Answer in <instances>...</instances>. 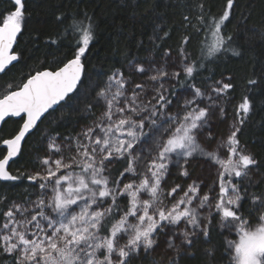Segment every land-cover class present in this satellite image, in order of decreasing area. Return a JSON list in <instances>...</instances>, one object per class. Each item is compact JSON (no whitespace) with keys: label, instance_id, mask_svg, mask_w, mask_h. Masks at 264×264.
Returning a JSON list of instances; mask_svg holds the SVG:
<instances>
[{"label":"snow or ice","instance_id":"obj_1","mask_svg":"<svg viewBox=\"0 0 264 264\" xmlns=\"http://www.w3.org/2000/svg\"><path fill=\"white\" fill-rule=\"evenodd\" d=\"M26 3L12 0V9L0 15V74L22 59L18 37L30 18ZM236 4L226 0L221 14L210 16L203 0H197L190 7L196 9L198 23L189 15L183 20L202 37L198 58L188 51L196 35L186 34L176 59L169 49L160 66L133 64L137 73L149 74L147 83L132 84L115 69L95 92L97 104L103 105L100 115L91 103L86 105L94 117L90 124L75 134L49 136L37 167L13 174L9 163L20 155L25 138L38 130L54 106L72 99L86 78L96 25L87 13L68 23L63 14L56 17L63 31L45 43H67L71 58L55 70L30 74L15 87L6 84L0 94V125L9 118L22 121L11 138L0 141L6 149L0 158V181L27 180L38 189L36 199L9 202L0 211V254L11 257L12 264H131L142 251L150 254L163 233L174 254L171 264H176L195 237L209 236L215 218L225 235L228 264H264V194L242 186L258 165L239 139L252 102L243 96L227 134L217 138L210 122L214 112L226 119L223 102L230 99L232 78L225 82L209 75L203 81L206 88L196 84L209 63L228 53L240 55L225 31ZM181 89L187 94L178 96ZM177 105L179 110L173 112ZM193 159L214 167L212 183L191 179L185 187L175 184L165 190L173 168L180 177L191 178L188 165ZM117 163L122 170L114 173ZM4 200L0 196V202ZM245 201L253 206L254 222L243 214Z\"/></svg>","mask_w":264,"mask_h":264},{"label":"trees","instance_id":"obj_2","mask_svg":"<svg viewBox=\"0 0 264 264\" xmlns=\"http://www.w3.org/2000/svg\"><path fill=\"white\" fill-rule=\"evenodd\" d=\"M196 2L197 0H27L26 8L30 18L26 22L24 33L18 38L22 59L9 71L0 74V94L5 91L6 84L10 83L15 87L23 83L30 74L44 69L55 70L71 58V48L67 43H45L49 36L56 38L63 31V25L56 20L57 16L63 14L65 23H68L72 17L83 19L84 13H87L96 25V39L90 49L82 87L73 94L72 99L63 102L43 119L38 130L26 140L21 155L12 163L11 172L30 173L36 168L37 158L44 155L49 136L57 133L60 136L75 134L90 124L94 117L86 111V105L91 103L93 112L99 116L103 105L97 104L95 92L104 84L106 76L115 69H120L132 84L147 83L149 74L137 73L133 64H143L148 68L154 62L156 66H160L164 62L165 51L169 49L172 58L176 59L181 38L186 34L196 35L191 27H185L183 20L184 15H189L193 24L198 23L195 19L196 9L190 7ZM203 2L207 15L210 16H219L226 4V0ZM12 7V0H0V15ZM225 31L231 34L232 47L240 55L228 53L215 63H209L196 84L206 88L207 84L203 81L209 75L216 80L225 79V82L227 77L232 78L234 88L229 92L230 99L223 102L226 119L222 120L218 112L212 114L210 124L213 136L217 138L227 134L235 115V105L243 96L247 95L251 100L253 111L247 118L239 139L246 151L256 158L258 165L244 178L242 186H247L250 192L264 194V0H237L234 14L226 22ZM165 32L168 33L167 36L163 35ZM201 39V36L196 35L188 47V51L197 58L200 56ZM249 79L257 80V84L249 85ZM187 92V89H181L177 95L184 96ZM171 110H179V105ZM21 123L20 119L8 120L0 130V141L11 138ZM4 154L5 146L0 143V158ZM188 167L191 178L180 177L178 170L173 168L163 185L165 190L175 184L185 187L191 179H199L210 185L216 178L214 167L203 159L191 160ZM117 170H122L119 163L113 166V172ZM37 191L27 180L0 181V196L6 197V200L0 202V211L6 210L9 202L36 199ZM252 210L253 206L245 201L243 214L254 222L256 217L250 215ZM216 225L214 218L209 236L195 237L193 244L176 257V264H228L225 235ZM166 238L165 234H160L158 246L150 254L142 251L134 256L131 264H171L174 254L167 248ZM228 238L234 239L235 236ZM0 264H12L11 257L0 254Z\"/></svg>","mask_w":264,"mask_h":264},{"label":"water","instance_id":"obj_3","mask_svg":"<svg viewBox=\"0 0 264 264\" xmlns=\"http://www.w3.org/2000/svg\"><path fill=\"white\" fill-rule=\"evenodd\" d=\"M19 38V37H18ZM17 62H14V64L13 65H15ZM12 65V66H13ZM12 66H10V68L12 67ZM63 102H61L59 105H56V106H54V109H51L50 110V112H52V111H54V110H56L61 104H62ZM48 114H46V116H47ZM10 119H19V118H9L8 120H10ZM43 119L44 118H42V121H43ZM7 120V121H8ZM40 125V123L38 124V126ZM4 126V124L3 125H0V130L2 129V127ZM35 131V130H34ZM31 135V134H30ZM29 135V136H30ZM29 136H27L26 138H25V141L24 142H22V148H21V152H22V149H23V147H24V145H25V142H26V140L28 139V137ZM20 155H21V153H20ZM20 155H18L17 157H15L12 161H10V163H9V170L11 171V165H12V163L20 156ZM2 182V181H1Z\"/></svg>","mask_w":264,"mask_h":264}]
</instances>
